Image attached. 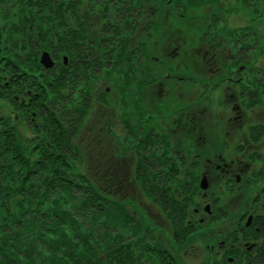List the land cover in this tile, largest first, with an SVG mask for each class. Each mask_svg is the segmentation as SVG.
Masks as SVG:
<instances>
[{
	"label": "flooded vegetation",
	"instance_id": "flooded-vegetation-1",
	"mask_svg": "<svg viewBox=\"0 0 264 264\" xmlns=\"http://www.w3.org/2000/svg\"><path fill=\"white\" fill-rule=\"evenodd\" d=\"M244 1L246 6L251 2L263 4L264 9V0ZM214 3L80 0L85 12L80 23L84 30V78L89 82L95 70L100 74L99 81L112 72L124 80L128 74L127 99L120 104V93H116L112 100V105L116 103L122 110L117 112L122 129L117 133L119 147L128 144L134 173L143 172V164L150 190L169 188L174 192L175 203L181 206L175 208L171 196L162 205L174 233L187 232L210 240L207 246L213 257H206L203 264H259L257 255L264 253V66L257 52H264V35L259 25L232 23L230 18L236 14L228 16V9L215 8L211 5ZM241 12L247 20L248 8ZM161 14L162 18L153 20L154 15ZM143 18L139 33L144 36L139 38L136 32ZM92 29L98 34L91 33ZM114 38L128 48V55L118 60L129 61V73L120 72L115 60V65L104 64V59L98 61ZM154 47H171L160 65L179 58L175 70L154 72ZM185 47L195 50H182ZM69 61L68 57L65 64ZM193 62L199 70L191 77L181 69L184 63ZM201 65L209 79L200 78ZM189 78L191 87L185 82ZM181 90L189 92L185 94L190 100L176 106ZM112 108L115 114L116 107ZM157 144L171 151L155 152L154 148L160 149ZM187 145L192 148L185 153ZM146 149L154 152L148 150L144 162L140 154ZM155 157L159 158L158 168ZM183 194L187 196L184 202ZM231 198L246 205L234 216L229 207ZM228 221L234 222L231 230L217 229ZM149 237L154 240L155 235ZM157 245L172 262L182 264L171 250Z\"/></svg>",
	"mask_w": 264,
	"mask_h": 264
},
{
	"label": "trees",
	"instance_id": "trees-1",
	"mask_svg": "<svg viewBox=\"0 0 264 264\" xmlns=\"http://www.w3.org/2000/svg\"><path fill=\"white\" fill-rule=\"evenodd\" d=\"M12 2L0 26V96L9 95L10 104L18 106L13 120L0 116V264H176L146 233L136 232L128 209L112 202L87 175L71 171L76 165L66 157L69 140L90 103L80 0ZM42 48L70 61L44 68ZM124 49L105 48V61L115 65L116 51ZM24 112L37 116L40 126L22 143L15 124ZM156 192L161 203L171 196L175 208L181 206L169 188ZM146 194L154 197L153 190ZM257 258L264 264V253Z\"/></svg>",
	"mask_w": 264,
	"mask_h": 264
},
{
	"label": "rangeland",
	"instance_id": "rangeland-1",
	"mask_svg": "<svg viewBox=\"0 0 264 264\" xmlns=\"http://www.w3.org/2000/svg\"><path fill=\"white\" fill-rule=\"evenodd\" d=\"M0 0V26L3 27V23L6 20L7 17L4 15L8 11V7L13 3L12 0H5L7 4V8L4 4V2H1ZM154 2V1H153ZM244 0H215L214 4H211L215 8H222V9H228V16L231 13V17L235 16L233 18H230L232 23L234 24H242V23H248L252 25H259L261 26L262 36L264 35V9H262L263 4L256 6L254 3L251 2L248 6L244 5ZM208 9H211L210 7H207ZM242 8H248V18L247 20H243V14L241 12ZM83 6L79 5L78 14L81 16V20L83 21ZM257 9H262L260 12H256ZM150 9H147L144 16L147 17L148 11ZM212 10V9H211ZM162 18L163 15H154L153 20L156 18ZM5 18V19H4ZM165 18V16H164ZM80 19V17H79ZM161 20V19H160ZM144 18L141 20L140 25L137 29L136 36L138 35L139 38H142L144 36L142 31L141 25L144 23ZM84 32V30H83ZM91 33L98 32L95 29H92ZM264 39V38H262ZM112 45H123V43H117L116 39H113ZM264 42V41H263ZM155 44V43H154ZM111 45V46H112ZM156 45V44H155ZM109 46H106L107 48ZM124 47V45H123ZM198 47V46H197ZM130 49V48H129ZM152 52L153 55V67L154 72L160 73V72H170L172 69L175 70L179 58H176V60H166L164 62V66L161 67L160 62L165 60V54L167 51L172 50L171 47H154ZM182 50H188V51H194L195 49L191 48H182ZM48 52L51 59L53 61H56L55 66L57 67V64L59 63L60 59H63V57H59L60 59H56L51 50L48 48H42L39 53V58L41 57L42 52ZM144 51L143 49H139L137 54H142ZM199 54L202 55V51L198 50ZM129 51L128 48L125 47V49L117 50L116 54L117 56L114 58L117 66L122 70V72L129 73L130 71V63L125 62L124 60H118V57L128 55ZM185 53V52H184ZM258 61H262V65L264 66V52L258 51ZM148 54V53H147ZM66 56V55H64ZM67 57V56H66ZM98 61H101L102 59L105 60L104 55L102 57H97ZM158 58H161L157 60ZM68 59V57H67ZM113 59V61H114ZM58 61V62H57ZM105 63H109L108 61H105ZM102 65V63H100ZM197 63L193 62L191 65L184 63L183 69H181L184 73H191L189 76L192 77V72H198L199 69L197 68ZM98 64L96 65L97 68ZM103 66V65H102ZM101 66V67H102ZM203 66L201 65V76L200 78H207L209 79V73L207 71H203ZM42 71H44L42 69ZM207 74V75H206ZM91 81H90V99L88 100L89 105L85 109H83L84 114L80 117H82V121L79 125H77L76 130H74L73 136L69 140L70 145V153L68 156L66 155L69 162H71L73 159L75 161L74 166L75 170L72 168V172L75 173L78 171L79 173L83 175H87L88 178L92 181H94L96 184H98V187L102 190V193L106 195L108 198L112 199V202H118L122 204L126 209L129 210V212L132 213L134 218L136 219V225L137 228L135 229L136 232H139L140 235L143 233H146V238L149 237V235L153 234L155 235L153 244L160 243L161 246L167 248L168 250H171L174 253V256L179 259L180 263L182 264H203L205 261H207L206 257L212 256V252L210 251L209 246L207 244L210 243V240L202 235L197 236L194 234H181V232L176 231V234H174L173 224H171L170 218L167 216V213L165 212V209H163L162 205L164 203H161L160 194L153 190L154 197L152 198L146 194L147 190H150L148 185H150L149 177H147V172L144 171L143 164L140 166V169L143 170V172H133V164L130 163V154L128 152V144L127 143H121V147H119L118 144V137L117 133L119 134L120 131V121L119 117L117 115L118 111H122L119 106L114 103L113 105L116 107L115 114L112 108V100L114 98V95L116 93H120L119 98L121 100L120 104L123 103V99H127V94L125 90L128 85V74L123 76L124 79H121L118 77V74L115 72L110 73L109 75H105L103 79L100 81V74L98 75V72L95 70L91 74ZM205 75V76H204ZM115 79L117 82H115ZM187 85L191 87L192 81L191 78H189L187 81ZM209 86V85H208ZM120 88L121 91H118ZM184 90H186L184 88ZM182 93V94H180ZM177 95V104L176 106H180L181 104L185 103L186 101L190 100V97L185 94L189 93L186 91H180ZM9 95H3L0 96V116L4 117H10L9 120H13L12 117H14L15 112H17V107L15 104H10V99L5 97ZM180 97H183L184 99H179ZM74 99H76V96H74ZM118 99V97H117ZM111 100V102H110ZM181 102V103H178ZM104 103L106 105L100 104ZM170 103V102H169ZM174 105V104H169ZM123 106V105H122ZM20 121L15 124L16 126V133L18 140L20 142H26L29 138H32L34 135V129L39 127L38 117L29 115L28 113L24 112L22 113V116H20ZM84 119V122H83ZM22 121V122H21ZM105 127H102L103 125ZM116 132V133H115ZM115 133V134H114ZM122 133V129H121ZM174 137L175 133L173 131ZM40 139H45L44 135L40 134ZM179 143V142H178ZM177 144H175V148L177 147ZM26 146L29 145L28 143H24ZM158 145V144H157ZM172 147H174L172 144H170ZM165 146V144H164ZM148 147V146H147ZM156 147V146H155ZM160 149L156 150L154 148L155 152H159L162 149L164 151H167L168 154L171 151V149H165V147H162L161 145H158ZM188 147L190 149L192 148L190 145H187V148L184 149V152L187 153ZM150 149V148H149ZM148 149V150H149ZM147 149L143 151V154H140L142 159L147 161L148 155L145 154ZM154 150H149L150 153L154 152ZM128 152V153H127ZM178 152V151H177ZM183 152V154H185ZM162 158H164L159 153ZM74 155V156H73ZM172 157V156H169ZM155 164V167L158 168L159 164V158L153 159ZM138 161L141 160L138 158ZM164 159H162V162ZM143 163V162H142ZM161 166L159 168H161ZM73 167V165H72ZM133 167V168H132ZM78 169V170H77ZM158 172V171H157ZM144 175L146 177L145 181H142L138 176ZM179 178V177H177ZM181 182V181H180ZM185 187V184H184ZM187 190V189H186ZM12 204V203H11ZM242 204L238 202L235 198H231L229 202V207L231 209V215L234 216L235 211H239L240 209L245 208V204L241 206ZM170 210L172 207H169ZM191 209V208H190ZM91 219V218H90ZM105 216H101L99 220H101V223L103 220H105ZM92 220V219H91ZM95 222V221H94ZM90 224V223H89ZM234 222L228 221L227 223L223 225H218V230H231ZM104 224L100 225L103 227ZM91 226V224H90ZM123 226V225H122ZM130 229V228H128ZM102 231V230H101ZM121 231L124 233V229H121ZM103 232V231H102ZM227 232H224L225 234ZM149 240V238H147ZM213 257V256H212Z\"/></svg>",
	"mask_w": 264,
	"mask_h": 264
},
{
	"label": "water",
	"instance_id": "water-1",
	"mask_svg": "<svg viewBox=\"0 0 264 264\" xmlns=\"http://www.w3.org/2000/svg\"><path fill=\"white\" fill-rule=\"evenodd\" d=\"M40 62L46 68L53 66V61L49 53L46 51L42 52L41 57H40Z\"/></svg>",
	"mask_w": 264,
	"mask_h": 264
}]
</instances>
